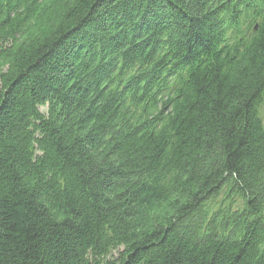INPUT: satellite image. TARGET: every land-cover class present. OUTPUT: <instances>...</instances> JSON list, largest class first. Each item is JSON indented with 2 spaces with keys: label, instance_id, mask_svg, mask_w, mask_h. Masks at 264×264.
Returning a JSON list of instances; mask_svg holds the SVG:
<instances>
[{
  "label": "trees",
  "instance_id": "1",
  "mask_svg": "<svg viewBox=\"0 0 264 264\" xmlns=\"http://www.w3.org/2000/svg\"><path fill=\"white\" fill-rule=\"evenodd\" d=\"M0 264H264V0H0Z\"/></svg>",
  "mask_w": 264,
  "mask_h": 264
}]
</instances>
